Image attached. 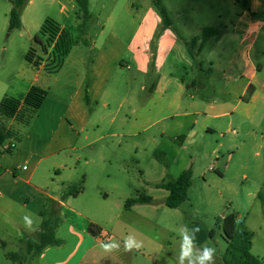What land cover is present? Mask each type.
I'll use <instances>...</instances> for the list:
<instances>
[{
	"label": "crops",
	"instance_id": "1",
	"mask_svg": "<svg viewBox=\"0 0 264 264\" xmlns=\"http://www.w3.org/2000/svg\"><path fill=\"white\" fill-rule=\"evenodd\" d=\"M234 1L236 7L242 6L230 29L212 28L215 32L207 37L203 33L182 34L175 25L179 14L170 17L163 5L171 25H163L162 18H158L157 23L151 26H140L125 46L129 60L125 59L126 54L118 56L114 51L106 54L104 51L108 45L100 43L105 36V42H108V37L117 34L116 30L107 31L104 21L98 23L96 32L88 27L85 40H74L59 69L48 72L43 65L35 67L36 76L26 94L33 86L47 91L37 117L53 95L55 86L52 83L61 78V108L49 107L46 110L56 125L55 132L63 126L68 130L77 127L83 130L94 115L102 114L103 108L111 109V99H121L114 103L118 104V111L128 101L129 112L136 117L140 115L142 119L140 129L149 132L158 127L161 139L168 142V146L178 148V155L182 153V160H187L179 169L176 157L173 164L164 166L166 171L175 169L179 178L185 170H193L199 155L202 159L210 152L216 164L210 167L211 171L217 170L222 174L221 166L230 169L239 150L244 151L250 143L261 150L264 143V0ZM99 17L92 14L91 21L100 20ZM61 30L64 29L61 27ZM228 36L235 42L233 50L226 43ZM112 54L113 59L108 60ZM124 70L132 74L122 76L120 72ZM44 77L45 85L39 83ZM116 83L121 86H116ZM138 91L145 98V103L143 100L141 106L137 101V105H131V101L137 99ZM54 135L29 152L31 167L2 165L1 147H7L11 140L0 145V205L8 217L12 216L11 223L2 222V227L7 229L0 242L6 241L12 248L19 244L17 252H12V249L5 252L8 260H12L10 254L22 251L23 237L29 238L40 231L34 224L33 231L24 227L23 218H32L33 215L28 212L32 202L40 201V208L44 210L39 212V228L45 218L42 215L45 210L52 219H59L60 214L65 216L64 211L84 217L82 210H86L87 205L78 201L87 192L88 176L84 175L85 184L81 185V190L73 193L71 188L76 180L81 182L75 174L81 157L75 155L76 147L72 141H63L59 147L51 149ZM23 146L24 141H21L20 147L17 143L14 151H8L16 157ZM229 153L231 156L225 163L224 158ZM255 156H261L260 151ZM60 159L61 164H57ZM89 163L90 160L85 161L86 165ZM96 188L100 196L95 201L102 206L109 199V192L103 187ZM142 205L147 204L137 203L131 209L124 205V209L129 214H136ZM148 223L158 228L156 234H144L136 222L111 218L106 223L95 225L98 232L94 235L90 228L62 219L59 235L67 245L47 247L34 258H39L44 264H179L183 235L174 228L180 225L171 226L159 221ZM180 228L186 233L184 226ZM64 230L70 237L64 234ZM127 235L142 241V248L124 251L123 238ZM111 240L120 243L119 251L106 252L101 248L102 243ZM202 246L193 245L192 264H196ZM224 254L222 251L216 253L217 264H225ZM184 264H189V260L185 259Z\"/></svg>",
	"mask_w": 264,
	"mask_h": 264
},
{
	"label": "rangeland",
	"instance_id": "2",
	"mask_svg": "<svg viewBox=\"0 0 264 264\" xmlns=\"http://www.w3.org/2000/svg\"><path fill=\"white\" fill-rule=\"evenodd\" d=\"M12 2L13 0H0V101L5 96L17 99L25 97L37 71L26 61L29 51L34 50V60L43 65L48 72H53L60 65L74 40H85L86 33L81 32L78 27V24L82 23V16L73 0H27L20 10L22 28L11 31L9 16L13 7ZM162 3L169 11L170 17L179 14L175 25L182 34L190 32L196 35L203 33L202 31L207 28L222 31L225 27L230 29L231 22L235 20L236 13L242 6L240 4L236 7L234 0H162ZM89 10L91 14L99 15L100 20H89L87 28L96 32L98 23L104 21L107 24V31L117 32L115 36H111L112 40L108 37L110 39L105 42L107 36L101 40V44L108 45L104 52L110 54L114 51L118 56L126 54L125 59L128 60L125 46L131 42L133 33L140 26H151L161 18L154 0H89ZM48 20L56 22L60 30L61 27L64 29L60 31L63 36L60 38L56 36L52 42L50 34H41V29ZM226 43L229 49L233 50L235 42L230 36ZM111 59L113 54L108 57V60ZM120 74L129 76L132 72L124 70ZM43 79L46 81L44 77L39 83L45 85ZM61 83V78L55 84L52 83L55 86L52 97L46 102L40 116L36 115L29 124L18 123L15 120L5 122L15 135L12 139L19 143V147L21 141H24V146L16 157L8 151L9 144L7 147H1L3 154L1 163L6 166L13 164L33 166L28 159L29 152L42 141L50 140L54 133L55 139L51 149H56L63 141L73 142V147H76L75 155L81 157V163L75 173L81 182L76 180L71 191L79 192L81 185L85 184L84 175L88 176L87 192L81 195L78 201L82 205H87L86 210H82L84 217H77L69 211H64L65 216L60 214L59 219H52L51 216H47L49 212L46 210L43 212L44 219L50 220L53 225L57 224L56 235L63 240L64 246L67 245V241L59 235L62 219L90 228L92 224L95 226L102 222L106 223L111 218H121L136 222L137 228L142 229L148 236L156 234L158 229L148 223L151 221L164 222L171 226L178 224L180 226L174 229L180 235L183 234L181 226H184L188 233L191 225L200 224L208 231H216L215 238L208 246L215 248L216 253L221 251L225 253L227 244L223 238L222 220L235 213L238 215L237 224L244 223L254 234L252 254L264 264V207L257 194L259 192L264 194V143L261 150L256 148L254 143L248 144L244 151L239 150L230 169L226 170L224 165L221 166L222 174L217 170L211 171L210 167L216 164L210 152L202 159L199 155L193 165V185L189 191L188 201L179 209H170L166 205L169 192L157 188L156 185L178 179L175 169L166 171L164 166L169 167L176 157L179 159V169L185 165L187 160H182V153L178 155L179 149L168 146V142L161 139L158 127L143 132L140 129L142 119L140 115L136 117L129 112L128 101L118 111V104L114 103H119L121 99H111L113 102L111 109L103 108L102 114L94 115L83 130L80 127L68 130L63 126L55 132L56 125L46 110L49 107L60 106ZM115 85L121 86L119 83ZM136 97L137 99L130 104L137 101L138 106H141L145 98L140 91ZM257 151H260L261 156H255ZM230 156V153L225 156V163ZM86 160H90L88 165L85 164ZM57 164H61V159ZM96 187H103L109 192V199L102 206L95 201L100 196ZM144 194L153 197L154 203L138 207L136 214L125 211L124 205L127 200ZM40 205V201H34L28 210L33 214L31 220L38 227L36 229H40L39 212L44 211ZM11 220L12 216L8 217V213L3 212L0 205V240L4 239L3 232L7 229L2 227V222L11 223ZM37 234L29 238L23 237L22 241L29 239L38 243ZM64 234L70 237L68 231L64 230ZM161 235L160 230L159 236ZM14 245L15 248H12L6 241L0 242V264H44L39 258H34L37 254L28 252L25 243L22 251L17 253L20 258L16 261L8 260L4 254L10 249L17 252L19 244ZM215 263L217 264L216 261Z\"/></svg>",
	"mask_w": 264,
	"mask_h": 264
},
{
	"label": "trees",
	"instance_id": "3",
	"mask_svg": "<svg viewBox=\"0 0 264 264\" xmlns=\"http://www.w3.org/2000/svg\"><path fill=\"white\" fill-rule=\"evenodd\" d=\"M79 11L82 16V23L78 26L81 32H86V25L92 18V14L89 10V0H75ZM27 0H13V7L9 16V29H20L23 26L20 10L25 6ZM154 3L160 13L162 22L165 26L171 25V20L167 14L165 7L161 0H154ZM60 27L52 20L46 21L41 29V34H50L51 42L58 36L62 37L60 33ZM212 28H207L203 32V36L207 37L209 34L214 33ZM34 50L28 52L26 61L34 67H38L40 64L34 60ZM67 51L65 52V54ZM64 57V56H63ZM63 60V58H62ZM61 64V63H60ZM60 65L56 68L59 69ZM47 97V91L40 87L33 86L23 99H17L11 96H5L0 101V145H3L5 141L11 140L15 137L11 128L6 126L7 121L15 120L18 123L29 124L33 119L42 104ZM12 152V151H11ZM193 185V170L189 168L185 170L178 179L175 181H169L167 183H161L157 186L159 189H164L169 192L166 199V205L170 209H178L189 199V191ZM258 199L261 200L264 207V194L259 193ZM140 204H152L154 199L148 195H140L136 198L127 200L125 203L126 209H131L133 205ZM44 216V213H42ZM238 215L233 213L225 217L223 221V238L227 244V250L224 254L225 264H263L258 257L252 254V245L254 234L249 231L244 223L237 224ZM199 226L200 231L195 232V242L193 245L202 246L209 240H213L216 235L215 230L208 231L200 224H195L191 228L189 237L193 235V230ZM57 224L53 225L50 220L44 219L40 231L38 232V243L31 240H25L28 252L40 255L42 251L47 247L61 246L63 240L56 235ZM90 232L97 235L98 229L93 225L90 227ZM10 259L18 260L19 254H10Z\"/></svg>",
	"mask_w": 264,
	"mask_h": 264
},
{
	"label": "clouds",
	"instance_id": "4",
	"mask_svg": "<svg viewBox=\"0 0 264 264\" xmlns=\"http://www.w3.org/2000/svg\"><path fill=\"white\" fill-rule=\"evenodd\" d=\"M24 227L28 231H33V222L30 217L25 216L24 218ZM200 231L199 226H197L193 230V235L189 237L187 233H183V244L181 248L180 253V259L179 264H184V260L188 259L189 264H192L191 256L193 252V244L195 242V232ZM101 248L106 252H112V251H119L121 248V245L119 242H116L115 240H111V242H104L101 245ZM143 246L142 241L137 240L132 235H127L123 238V249L126 252H130L133 250H140ZM215 255L216 250L213 247H210L208 245H203L201 247V251L199 256L197 257L196 264H215Z\"/></svg>",
	"mask_w": 264,
	"mask_h": 264
},
{
	"label": "built area",
	"instance_id": "5",
	"mask_svg": "<svg viewBox=\"0 0 264 264\" xmlns=\"http://www.w3.org/2000/svg\"><path fill=\"white\" fill-rule=\"evenodd\" d=\"M16 147H17V142L14 141V139H12V140L10 141V143H9L8 150H9V151H14V150L16 149ZM25 168H26V167H24V169H25Z\"/></svg>",
	"mask_w": 264,
	"mask_h": 264
}]
</instances>
